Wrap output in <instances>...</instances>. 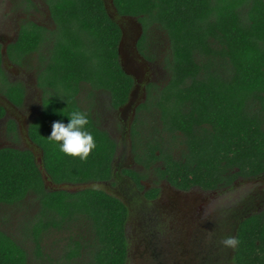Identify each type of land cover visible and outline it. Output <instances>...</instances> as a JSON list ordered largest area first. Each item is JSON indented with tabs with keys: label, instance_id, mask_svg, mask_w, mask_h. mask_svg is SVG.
Listing matches in <instances>:
<instances>
[{
	"label": "trees",
	"instance_id": "16d2710c",
	"mask_svg": "<svg viewBox=\"0 0 264 264\" xmlns=\"http://www.w3.org/2000/svg\"><path fill=\"white\" fill-rule=\"evenodd\" d=\"M45 1L53 26L26 22L7 51L18 62L45 53L37 77L43 109L29 126L40 155L0 149V210L18 213L32 198L38 209L20 223V239L0 227V264H34L33 255L45 264H126L129 210L95 185L113 177L116 141L97 122L94 101L86 106L81 99L102 93L114 109L128 103L135 82L120 64L122 31L104 0ZM113 2L119 17L142 24L140 54L165 73V81L146 86L148 99L132 127L139 161L150 167L166 160L158 171L185 191L264 180V0ZM1 65L0 52V92L20 106L26 91L8 83ZM75 110L87 114L96 142L85 160L65 155L48 139L53 122L67 124ZM7 129L18 139L13 120ZM44 172L58 187H90L57 190ZM55 234L64 237L50 257L45 241ZM238 239V264H264V212L242 224ZM27 240L34 248L25 247Z\"/></svg>",
	"mask_w": 264,
	"mask_h": 264
},
{
	"label": "flooded vegetation",
	"instance_id": "af4514ba",
	"mask_svg": "<svg viewBox=\"0 0 264 264\" xmlns=\"http://www.w3.org/2000/svg\"><path fill=\"white\" fill-rule=\"evenodd\" d=\"M33 2L35 7L32 5L31 7L34 15L39 16L42 9L36 1ZM46 17L52 22L49 12L46 13ZM34 19L31 17L30 21L49 28L46 26L48 23ZM123 25L126 26V23ZM18 35L12 38L0 36L1 67L6 77L7 73L14 74L13 80H18L26 93L20 106L0 94V106L5 110V116L0 119V140L8 139L9 130L5 125L13 120L17 127L18 138L24 144V147L18 149H31L39 157L38 147L29 137V126L42 113L43 94L38 87L39 95H34L30 80L33 77L38 85L42 50L23 55L20 57V62L11 59L8 56V47L18 40ZM137 52L142 58L138 59L135 54V61L138 60L139 63L136 67H142L138 71L141 82L134 79L133 90L136 86L140 90L134 105H137V109L134 112L130 111L131 113L123 112L122 108L126 104L114 109L109 103L105 104L100 97L94 102L95 107L92 109L99 116L97 122L114 138L117 145L112 163V179L97 182L95 185L119 198L129 210L125 227L128 243L126 264H238L236 262L238 246L235 249H225L220 241L227 236L238 238L242 224L252 215L264 212L257 207L260 204L264 205V191H260V187L264 188V180L245 179L243 181L245 188L235 193H230L229 191L232 190L228 191L227 188L203 190L192 187L185 191L170 182L168 174L163 176L158 171L157 168L161 167L160 162L146 167L142 161H139L141 159L134 153L132 127L141 105L139 103L146 95V86L150 82H156V76L157 79L160 78L162 67L141 55L138 44ZM89 101L90 99L85 97L86 106ZM106 106L109 107V112L106 111ZM105 112L109 115L116 112V118L113 119L116 123L121 122L123 126L118 138L104 127ZM124 115L129 116L128 120ZM11 141L8 139L6 143H0V146L17 148L14 144H10ZM150 169L157 170V180ZM235 184L237 191L239 185L237 182ZM193 191L201 193L203 198H195ZM227 191L228 194L221 198V194ZM203 235L207 236L205 237L207 239H204ZM188 253L191 257L186 255Z\"/></svg>",
	"mask_w": 264,
	"mask_h": 264
},
{
	"label": "rangeland",
	"instance_id": "374dc122",
	"mask_svg": "<svg viewBox=\"0 0 264 264\" xmlns=\"http://www.w3.org/2000/svg\"><path fill=\"white\" fill-rule=\"evenodd\" d=\"M27 1L28 0H0V36H7L8 38L16 37L17 34H19L18 31H20L21 26L23 24H25L26 22L30 21L31 17H34L39 22L43 20V23H48V25H46V26H49V28H51L53 26V23L48 21L47 20L48 17H46V13L49 12V7H48L45 0H34L37 2V4H39L40 8L42 9V11H40L39 16L34 15V12L32 10L31 5L35 7L33 0H30V2H27ZM131 32H132V30H131ZM55 36L56 35H54L53 38H55ZM43 50L44 49H42V51ZM43 53H45V52L43 51ZM164 74L165 73L162 71V74H161L159 79H157V76H156V79H155L156 82L155 83L159 84L160 83L159 81H161V82L163 80L165 81V75ZM7 75H8L7 76L8 83L10 82V83L15 84V83L19 82L18 80H16V81L13 80L14 74L7 73ZM30 82H31L32 88L34 90L33 91L34 95H36V94L39 95V90L37 89L38 85H37L36 81L33 79V77L31 78ZM2 87H3V84L0 82V90ZM1 92H0V94L3 95ZM85 97L87 98L88 96L85 95L81 99L85 101ZM99 97L102 99V101H105V104L109 103L108 97H104L103 94H101V95L99 94V95L90 97L89 99L95 102V101L99 100L98 99ZM7 99L10 102H12L8 97H7ZM147 99H148V95L146 92V95L144 96L143 101L141 103H139V104H141L140 106H142L144 103H146ZM105 108H106V111L109 112L108 111L109 107L106 106ZM135 109H137V105L134 106L132 110H128V111L134 112ZM107 112L104 113V121H103L104 127H106L108 130H110L111 133L113 135H116V138H118L119 135H121V133H122V127L123 126H122L121 122L118 121L116 123V121L113 119L115 117L116 112H113L110 115ZM128 115H124V117L127 120L129 117ZM5 127H7V124L5 125ZM8 134H9V135H7L8 139L12 140L10 142V144H14L15 147H17V148L24 147V144H22L20 142L19 138L15 139L14 135L12 136L9 132H8ZM8 139H6L4 141L0 140V143H6ZM5 147H8V146H4L3 148H5ZM28 147H30V146H27V148ZM158 162H160L159 165L165 166L166 160H164V159L158 160ZM150 171L153 173V175H155V179L157 180V174H158L157 170L156 169H150ZM238 185L239 186L237 188V191H236V188H234V191H233V189H230L232 191H229V192L235 193V192L240 191V189L245 188L244 182L239 183ZM50 187H53V186L50 185ZM260 191H264V188L260 187ZM75 192H78V191H75ZM257 193H259V190H257ZM192 194L195 198H200V199L203 198V195L201 193H199L198 191H193ZM227 194H228V191L224 194H221V198H223ZM28 205H27V208L25 207L26 209L25 208L20 209L18 213L15 212L14 209H12V208H8V209L2 208L0 210V227H4L7 231H9L16 238H18V239L22 238V228L20 227V223H22V221L25 220L26 218L33 215L35 212L37 213V211L34 212V210L36 208L38 209V204L35 201H33V198L30 200ZM257 207H260L261 208L260 210H264L263 204H260ZM85 231H86V229H85ZM203 236H204V239H207V238H205L207 236H205V235H203ZM63 237H64L63 235L55 234L54 237L52 236L49 239H46L44 252L48 253V255L50 257L51 256L54 257V255L57 253L58 241H59V239H61ZM25 242H26L25 243L26 248H28V249H30L32 247L34 248L33 241L27 240ZM186 255L188 257H191L190 253H188ZM33 256L34 257L31 259L32 263H34V264H45V263H47L46 260H41L36 255H33Z\"/></svg>",
	"mask_w": 264,
	"mask_h": 264
},
{
	"label": "clouds",
	"instance_id": "9594fccd",
	"mask_svg": "<svg viewBox=\"0 0 264 264\" xmlns=\"http://www.w3.org/2000/svg\"><path fill=\"white\" fill-rule=\"evenodd\" d=\"M69 122L56 121L48 139L58 145L59 151L71 157L87 159L96 148L93 134L88 130L89 119L87 114L75 110L69 115ZM240 241L236 236H227L220 241L225 249H235Z\"/></svg>",
	"mask_w": 264,
	"mask_h": 264
},
{
	"label": "water",
	"instance_id": "95a60500",
	"mask_svg": "<svg viewBox=\"0 0 264 264\" xmlns=\"http://www.w3.org/2000/svg\"><path fill=\"white\" fill-rule=\"evenodd\" d=\"M104 2H105L106 10L108 11L109 15L113 20H116L122 31V38L118 48L121 67L128 76H131L136 81L141 82V76L139 75L138 71L139 69H142V67L141 68L136 67L138 60L135 61V54H137L138 59H142L137 52V44L143 35V26L138 21L137 18L129 17V16L119 17L117 10L115 9L113 0H104ZM123 23H126V26H124ZM139 92H140L139 87L136 86L135 90H133L130 94L128 103L126 104V106L122 108L123 112L133 109ZM3 147L4 146H0V149H3ZM39 162L40 163L42 162L41 159H39ZM44 178L48 185H51L54 188L56 187L57 190L67 189L75 192L90 187L89 185H84V184L79 186H74L70 189L65 186L58 187L54 185L53 182H48L49 178L46 175V172H44Z\"/></svg>",
	"mask_w": 264,
	"mask_h": 264
}]
</instances>
